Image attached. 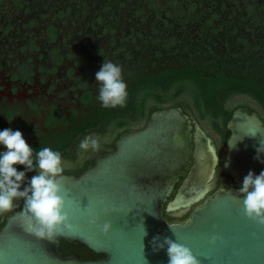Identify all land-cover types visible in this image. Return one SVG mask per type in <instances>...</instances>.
Instances as JSON below:
<instances>
[{
  "label": "water",
  "instance_id": "water-1",
  "mask_svg": "<svg viewBox=\"0 0 264 264\" xmlns=\"http://www.w3.org/2000/svg\"><path fill=\"white\" fill-rule=\"evenodd\" d=\"M192 127L190 114L179 105L155 109L142 127L121 133L114 149L98 153L81 173H63L72 230L55 242L31 234L36 222L21 199L0 226V264H145V259L168 264L166 247L153 251L157 235L189 247L201 264H264V227L246 217L243 195L219 190L206 196L218 156L198 125L193 138ZM226 127L230 134L221 170L242 185L250 171H264V153L256 159L264 121L257 111L237 106ZM250 130L258 133L247 135ZM164 202L168 210L201 204L188 221L167 222L161 214ZM89 210L99 217L97 224L89 223ZM105 222L112 225L107 235L100 231ZM213 235L219 237L215 243ZM61 240L98 256L67 255L58 249Z\"/></svg>",
  "mask_w": 264,
  "mask_h": 264
},
{
  "label": "trees",
  "instance_id": "trees-1",
  "mask_svg": "<svg viewBox=\"0 0 264 264\" xmlns=\"http://www.w3.org/2000/svg\"><path fill=\"white\" fill-rule=\"evenodd\" d=\"M3 3L18 8L21 20L32 24L45 18L40 26H47L51 36L61 32L59 22L65 24L71 13L86 28H100L101 41H82L92 52L86 65L96 73L104 59L120 66L128 95L124 106L104 108L95 81L99 87L86 99L95 94L99 107L83 117V136L87 127L103 133L111 128L116 139L129 129L123 125L143 119L142 127L153 110L172 105L194 107L202 117L210 115L223 124L237 106L264 118V0H0ZM122 8L128 15L120 19ZM52 9L54 16L44 15L43 10ZM10 12L5 5L4 13ZM2 15L0 9V20ZM184 93L191 101L181 99ZM235 96L246 99L230 102ZM6 214L0 215V226ZM58 249L67 255L84 249L80 256H98L65 240Z\"/></svg>",
  "mask_w": 264,
  "mask_h": 264
},
{
  "label": "flooded vegetation",
  "instance_id": "flooded-vegetation-1",
  "mask_svg": "<svg viewBox=\"0 0 264 264\" xmlns=\"http://www.w3.org/2000/svg\"><path fill=\"white\" fill-rule=\"evenodd\" d=\"M30 27L33 24L28 19H23L18 24L5 23L0 26V131L7 128L19 130L33 148L34 156L43 147L60 152L65 166L64 173L77 175L93 162L98 153L113 150L115 142V134L111 135L114 132L111 128L103 133L87 127L84 136L80 131L83 117L91 115L99 107L95 94L92 99H86L90 92L94 93L95 87H99L97 82L96 86L93 84L96 72L85 62L92 56V52L83 43L81 46H85L84 50L67 46L64 36L58 32L51 36L45 25L41 29V37L31 38ZM60 37L63 39L59 40ZM184 110L192 118L193 138L198 125L211 139L219 159L212 188L206 196L219 190H237L241 184L234 183L224 174L220 165L226 157V140L230 134L226 123L207 115L204 118L208 124L205 125L189 110ZM258 115L264 121L259 113ZM122 127L140 128L126 124ZM72 134V139L68 140ZM87 135L101 139L102 147L99 152L85 153L79 149L80 141ZM3 151L6 149L0 145V152ZM14 167L18 171H25L23 165ZM187 171L188 169L185 173ZM34 175L37 172H26L22 186H26ZM199 204L201 202L188 208L168 210L164 202L161 214L167 222H186ZM81 253H85V250L76 249L70 254ZM81 256L93 257L89 254Z\"/></svg>",
  "mask_w": 264,
  "mask_h": 264
},
{
  "label": "clouds",
  "instance_id": "clouds-1",
  "mask_svg": "<svg viewBox=\"0 0 264 264\" xmlns=\"http://www.w3.org/2000/svg\"><path fill=\"white\" fill-rule=\"evenodd\" d=\"M96 81L100 85L97 99L102 107L124 106L128 93L120 66L104 59L102 67L96 73ZM257 133V130H250L247 135L254 137ZM0 145L6 149L0 152V215L11 212L16 207L14 202L22 198L26 212L36 222V227L31 230V234L36 238L55 242L58 236L70 233L72 224L66 211L65 189L60 182L65 171L61 153L53 151L50 147H43L36 151L34 156L33 148L26 142L22 133L10 128L0 131ZM78 147L85 153L99 152L102 147L101 139L98 136L87 135L80 141ZM259 153H264V141H261L260 147L257 148L256 159H260ZM14 165L25 166V171H18ZM31 171L37 172V175L27 181V185L21 190L26 172ZM237 194L243 195L246 217L264 227V171L259 175L250 171L237 189ZM89 216V223L97 224L99 217L91 210ZM142 227L145 236L147 233L143 225ZM169 228L173 227L169 225ZM111 229L110 222H105L100 227L104 235ZM218 238L213 235L211 242L215 243ZM151 244L154 252L166 247L168 264H201L189 247L171 238L157 235L153 237Z\"/></svg>",
  "mask_w": 264,
  "mask_h": 264
},
{
  "label": "rangeland",
  "instance_id": "rangeland-1",
  "mask_svg": "<svg viewBox=\"0 0 264 264\" xmlns=\"http://www.w3.org/2000/svg\"><path fill=\"white\" fill-rule=\"evenodd\" d=\"M4 5H0V9L1 12L3 11V15H2V20H0V23L5 24L7 23V21H9L12 24H18L21 21V17L18 14V8L14 7L11 3H3ZM9 7L10 9V13L5 14L4 13V8ZM8 5V6H7ZM57 9V8H56ZM53 9L50 11H44V15L48 16V13L50 16H54L56 14V10ZM75 13H71L69 18H66V23L62 24L61 22H59V27L61 28V32L60 35L64 36L65 38L63 39L62 37H60L59 40H65V42H67V46H70L71 48H80L81 49H85V46H81L82 41H86L87 43H89L91 40H97V41H101V30L99 29H93L90 30L89 28H86L84 21L81 20V18L79 17V19L75 18ZM119 18L123 19L124 17H126L128 15V11L126 9H121L119 12ZM43 15V16H44ZM42 16V17H43ZM8 18H11V20H9ZM38 19V17H37ZM45 19V18H44ZM44 19H40L39 17V22H37L36 24H33V27H30V31L32 32V37L34 38L36 37L37 39L39 37H41V29L43 28V26H40L42 24L43 21H45ZM76 24V26L74 25ZM77 24L82 25V27H78ZM85 26V27H84ZM25 29V28H23ZM100 35V36H99ZM39 36V37H37ZM61 42H58V44H60ZM84 45V44H83ZM65 49L67 50V48L65 47ZM92 80V79H91ZM181 99H185L187 102L191 101L190 100V95L187 93H184V95H182ZM246 98H243L241 96H235V97H231L230 102L232 101H238V100H245ZM150 100V99H149ZM148 100V101H149ZM187 110H189V112L191 114H193L197 120H200L201 122H203V124L207 125L208 121L207 119H205L204 117H202L199 112L197 110L194 109V107H188ZM143 119H141V122H136L134 124H132L133 126H141ZM131 125V126H132ZM115 134V132L111 133V135ZM94 136V135H93Z\"/></svg>",
  "mask_w": 264,
  "mask_h": 264
}]
</instances>
